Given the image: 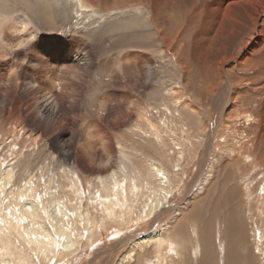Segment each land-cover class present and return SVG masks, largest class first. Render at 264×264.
<instances>
[{
    "label": "rangeland",
    "instance_id": "1",
    "mask_svg": "<svg viewBox=\"0 0 264 264\" xmlns=\"http://www.w3.org/2000/svg\"><path fill=\"white\" fill-rule=\"evenodd\" d=\"M128 3L99 0L96 15L85 11L79 17L69 0H0V162L5 167L15 161L17 184L28 174L43 180L59 174L65 184L68 171L81 182L92 215L98 211L90 201L98 176L107 178L124 164L128 175L138 172L145 183L150 158L170 174L172 192L160 215L116 238L80 247L65 264H116L133 237L160 227L164 239L177 237L183 244L174 260L175 251L164 250L167 263L200 264L207 247L206 264H228L225 231L235 206L247 231L244 237L233 235L240 244L236 249L251 264H264V151L258 127L238 124L235 114L220 124L228 97L219 91L209 96L219 107L208 105L202 93L182 94L180 104L165 96L172 88L186 93L176 85L184 80L159 56L161 44L153 42L155 31L146 16H127L137 21L131 28L102 30L116 19L99 17ZM65 5L69 13L64 15ZM18 13L27 14L30 25L22 28ZM169 14L172 20L180 17L177 10ZM162 62L156 83L149 84L148 66ZM249 101L239 112L258 118L261 102ZM187 102L201 111L195 113ZM64 198L70 199L66 193ZM153 251L154 245L140 251L148 259L144 264L154 262Z\"/></svg>",
    "mask_w": 264,
    "mask_h": 264
},
{
    "label": "bare ground",
    "instance_id": "2",
    "mask_svg": "<svg viewBox=\"0 0 264 264\" xmlns=\"http://www.w3.org/2000/svg\"><path fill=\"white\" fill-rule=\"evenodd\" d=\"M69 1L74 3V9L79 17L85 11H92V16L97 14L94 7L99 0ZM128 2L123 8L98 16L101 21L106 16L116 19L111 23L102 24V30L115 32L131 28L137 21L130 22L127 16L145 15L147 24L155 31L153 42L158 41L161 44L157 50L159 56L171 67H176L181 80H184L183 85L180 83L176 85L186 90V93L178 88L174 90L172 88L165 96L171 99L177 97V104H180L182 94L193 96L202 93L209 100L208 105L214 104L219 107L209 96H214L217 91L221 97L225 98L227 95V102L220 111V124L230 123L235 114L239 120L238 124L256 125L259 131L258 144L262 145L264 151V0H128ZM174 10L180 12L177 20H172L169 14V11ZM62 11L64 15L69 13L67 7ZM26 15L19 13L16 15V22L21 24V27L30 25ZM161 65L163 62L156 66H148L149 84L152 85L156 81L154 78L156 69ZM245 100L252 101L253 106L257 105V101L261 102L259 104L261 114L258 118L250 114L243 116L244 111L239 112ZM183 105L184 107L188 105L195 113L200 110L188 102L187 105L185 103ZM152 111L150 108L149 112ZM150 125L153 126L152 122ZM12 160L10 161L12 164L8 163L9 165L5 167L0 162V264H39V261L50 264L53 259L63 261L65 264L66 256L74 254L80 247L89 248L95 242L104 241L109 237L116 238L117 235L123 234L124 230H130L131 226L136 227L156 218L159 212H163L172 192L170 174L155 159L145 160L148 173L146 182L142 184L138 176L140 173L134 175L130 171L128 175L127 167L121 164L119 169L111 172L107 178L101 176L96 178L97 191L91 192L90 201L98 211L96 210L97 215H92L89 209L91 207L84 201L83 187L77 177L65 171L64 174L69 179L63 184L60 181L62 175L59 174H50L44 180L41 176L36 178L28 174L17 184L15 161ZM177 165H174L176 172L179 166ZM202 179L204 183L208 180L206 177ZM154 180L155 186L150 183ZM41 188L45 191H41ZM64 193L71 200H65ZM233 210L235 211H232V219L227 221L228 229L225 231V236L228 235L230 240L227 244L229 258L226 263L251 264L253 260L242 257L239 247L236 249L240 244L233 235L244 237L247 231L246 224L238 212V206ZM163 229L164 227L148 229L146 233L133 237L129 243V250L116 264H132V259H135L133 264H144L148 259H145L146 256L140 251L151 245L155 246L153 252L156 253L152 264H171L165 261L164 250L171 253L175 251L171 258L174 260L183 244L177 237L171 240L164 239ZM205 238L204 240H207ZM241 247H244L242 242ZM206 250L207 247L202 251L203 259L200 264L208 263ZM137 251L140 254H136L138 257H135ZM148 263L150 264V261Z\"/></svg>",
    "mask_w": 264,
    "mask_h": 264
}]
</instances>
